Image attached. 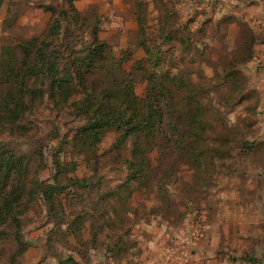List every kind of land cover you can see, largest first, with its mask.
<instances>
[{
  "label": "rangeland",
  "instance_id": "374dc122",
  "mask_svg": "<svg viewBox=\"0 0 264 264\" xmlns=\"http://www.w3.org/2000/svg\"><path fill=\"white\" fill-rule=\"evenodd\" d=\"M220 1L203 8L199 0L75 1L84 23L76 29L70 26L73 36L87 43L96 30L115 56L124 58L129 71L146 57L140 44L143 23L151 49H161L160 66L173 73L183 70L203 89L209 120H219L211 121L205 141L224 147L204 149L200 163L172 150L160 160L154 152L156 179L149 189L135 192L128 204L132 210L126 212L123 200L111 194L129 174L123 159L130 158L131 143L118 153L114 146L119 135L109 130L96 157L86 160L72 151V139L84 120L53 110L51 103L43 105L27 123L37 135L33 142L8 134H0V141L28 156L33 166L36 141L47 137L40 179L53 183L56 159L72 163V171L60 178L65 211L61 221L47 212L41 199L23 213L27 250L17 264H63L69 258L77 264H252L249 258L264 264V103L255 87L259 78L249 65L256 33L250 17L239 20L231 3ZM50 8L59 13L69 2L5 0L0 49L40 36L51 21ZM167 33L174 39L166 40ZM249 45L253 57L246 60ZM225 70L236 75L228 81ZM145 90L146 82L138 76L136 92L143 96ZM68 178L85 179L89 187L75 188ZM114 210L118 220L110 225ZM78 218L82 227L76 231ZM197 224L205 227L199 240L193 239ZM16 249L18 244L8 238L1 245L0 264H9Z\"/></svg>",
  "mask_w": 264,
  "mask_h": 264
},
{
  "label": "trees",
  "instance_id": "16d2710c",
  "mask_svg": "<svg viewBox=\"0 0 264 264\" xmlns=\"http://www.w3.org/2000/svg\"><path fill=\"white\" fill-rule=\"evenodd\" d=\"M75 1L68 0L69 8L59 13L50 8L51 21L40 36L1 47L0 134L18 135L33 142L37 135L27 123L47 103H51L53 110L84 120L72 139V151L77 156L84 155L86 160L96 157L106 133L115 130L119 135L115 150L118 153L126 150L131 143V151L130 158L123 159L129 174L111 195L123 200L128 212L132 210L128 204L135 192L141 187L149 189L150 182L156 179L153 153L158 152L160 160H164L172 150L200 163L198 158L203 156L204 149L215 152L224 147L221 143L214 148L205 141L212 123L219 120H209L210 110L201 100L203 89L189 75L183 70L173 73L172 68L160 66L161 49H151L142 16L140 44L146 57L134 62L129 71L124 58L115 56L109 44L99 39L96 30L87 43L73 36L78 24L84 23ZM4 2L0 0V9ZM64 22L69 24L65 26ZM72 24L74 29H70ZM165 39L174 38L167 33ZM181 46L186 48L185 41ZM249 49L246 60L253 57L251 45ZM223 74L228 81L236 75L232 70H225ZM138 76L146 82L143 96L136 92ZM234 81L237 83V79ZM46 140L47 137H38L33 166L28 156L18 155L8 148V142L0 141V251L8 238L18 244L9 264H17L27 250L22 232L23 213L39 199L56 220L61 221L65 213L60 178L72 171V163L56 159L53 183L42 181L38 172L46 164L43 152ZM224 141L229 143L228 138ZM67 183L75 188L89 187L85 179L68 178ZM114 213L115 219L109 221L110 225L118 220V211ZM74 222L79 231L80 219ZM247 260L263 264L252 258ZM63 264L77 263L69 258Z\"/></svg>",
  "mask_w": 264,
  "mask_h": 264
},
{
  "label": "crops",
  "instance_id": "0c3cea01",
  "mask_svg": "<svg viewBox=\"0 0 264 264\" xmlns=\"http://www.w3.org/2000/svg\"><path fill=\"white\" fill-rule=\"evenodd\" d=\"M216 1L219 0H211V3ZM223 1L224 0H221L220 2ZM226 1L231 3L230 6L235 10V14L240 13L238 16L236 15L239 20H247L248 17L252 19V27L256 33V43L254 44V61H251L249 65H251L250 68H255L252 72H254L255 76L259 78V83H257L255 87L257 91H261L260 95L262 103H264V0ZM199 3H201V0H199ZM243 16L245 17L244 19ZM257 23L259 24L258 26ZM254 65H256L257 68ZM262 227H264V224Z\"/></svg>",
  "mask_w": 264,
  "mask_h": 264
},
{
  "label": "built area",
  "instance_id": "2783aa9c",
  "mask_svg": "<svg viewBox=\"0 0 264 264\" xmlns=\"http://www.w3.org/2000/svg\"><path fill=\"white\" fill-rule=\"evenodd\" d=\"M211 0H201V8L206 7L210 4ZM205 231V227L202 224H197L194 233L193 239L199 240L202 237V233Z\"/></svg>",
  "mask_w": 264,
  "mask_h": 264
}]
</instances>
